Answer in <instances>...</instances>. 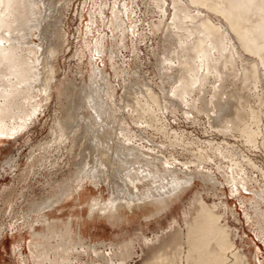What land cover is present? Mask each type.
Returning <instances> with one entry per match:
<instances>
[{
	"label": "bare ground",
	"instance_id": "6f19581e",
	"mask_svg": "<svg viewBox=\"0 0 264 264\" xmlns=\"http://www.w3.org/2000/svg\"><path fill=\"white\" fill-rule=\"evenodd\" d=\"M149 1L162 12L149 30L164 32L162 43H167L156 63L162 70L159 89L163 105L160 94L148 83L123 77L124 92L131 97L123 98L121 94L124 101L118 105L113 87L105 82L107 65L114 74H123L118 49L125 46L129 35L134 47L133 35L139 33L129 0H114L111 4L107 0L82 1V11L88 15L85 34H91L84 41L88 73L96 92L85 94L82 102L88 114L83 118L95 125L99 133L103 132L100 135L105 144L94 150L92 160L81 164L71 178L54 179L58 183L54 187L50 184V195L43 206L33 207L34 214L27 210L34 201H28L20 212V223L15 221V227H26L29 236V258L22 257L23 262L30 259L34 264H126L135 253L137 239L142 250L146 246L149 253L142 264H264L256 241L252 238L248 242V234L229 222L238 223L239 217L224 188L228 187L229 195L238 200L245 222L264 245V169L260 164L240 153L224 137L220 141L207 140L211 150H191L192 158L182 161L157 154L152 148L144 150L133 142V137L140 134L127 120L128 115L133 124L144 122L164 135L170 134V145L177 147L180 141L182 145L189 141L182 138V133L168 128L157 109L172 113L179 108L193 122L202 114L218 134L237 133L264 153V117L262 125H258L264 116V95L259 93V87L264 88V0H170L169 20L165 15L166 0ZM46 4L50 7L53 3L0 0V141L7 137L14 140L28 127L51 101L53 88L59 104L63 105L62 98H70L62 83L57 85L54 80L52 60L59 50L55 44L43 41L50 31L42 24ZM107 4L109 16L104 13ZM97 23L107 25L110 34L99 29L93 34L92 25ZM31 35H38L40 42L28 38ZM95 78L103 82L97 83ZM111 111L112 127L107 129L105 114ZM51 120V138L39 144L42 149L36 150L37 154L28 155L25 178L35 167L48 166L47 171L52 174L55 161L50 159L54 151L50 148L67 141L71 149L79 138L81 125L69 124L68 111L56 113ZM253 169H257L256 176ZM104 183L119 186V193L108 198L99 193L82 201L87 184L99 188ZM191 189L193 193L181 208L179 202ZM209 195L212 200L207 202L205 197ZM19 196L24 197V193ZM69 198L73 204L84 203L85 216L81 217L78 211L66 220L51 217L53 210ZM180 208L181 224L173 216L162 225V218L167 219L168 214ZM9 210L14 211L12 203ZM140 214L147 228L157 227L152 236L133 227L132 231L125 230L127 234H122L121 239L109 241L106 248L103 240L91 241L85 236L84 224L89 220L132 227L130 218ZM138 224L142 226L141 222Z\"/></svg>",
	"mask_w": 264,
	"mask_h": 264
},
{
	"label": "rangeland",
	"instance_id": "374dc122",
	"mask_svg": "<svg viewBox=\"0 0 264 264\" xmlns=\"http://www.w3.org/2000/svg\"><path fill=\"white\" fill-rule=\"evenodd\" d=\"M82 1L83 0H51L53 3L52 6L48 7L46 4L47 8L43 11L46 16H44L42 24L48 26L50 29L49 33L45 34L43 41L55 44L59 50L57 56L53 60L51 59L53 62L52 64H54L55 67L54 80L57 85L59 84V81L62 83V86L70 92V98L68 97L66 100L62 98L63 105L59 104V98L56 96L57 90L56 88H53L51 101L46 107H44V111L40 113L28 127L18 133V136L16 135L17 137L13 135L15 136L14 140L11 139V137H7V139H2L0 141V264H34L30 259L24 262L21 259L22 257L29 258V251L26 246V242L29 240L28 229L26 227H15L16 223L14 224V222L16 221L18 224L20 223V212H22L23 209H26L28 201H34L31 204L32 207L27 208L31 215L34 214L33 207L35 205L36 207L43 206L45 204L44 200L50 195V184H53L54 187V185L58 183L56 181L59 180L60 177L62 179H65L67 176L71 178L81 164L86 160H92V153L94 150H99L101 145L105 144L100 135L103 132L99 133L97 129H94L96 127L95 125L88 123L87 119L83 118V116H87L88 111L83 106L84 101L82 102V100H85L86 93H92L91 95H95L96 92L92 89L88 73V50L84 41L90 39L91 34H85V25L88 22V15L85 10L82 11ZM107 1L111 4L114 0ZM122 1L123 0H121V2ZM110 4L104 6V13L108 16L110 15V10L108 8ZM128 5L134 10L131 16L136 19L139 33L137 34L136 32L133 35L134 47L131 45V35H129L126 38L125 46L120 47V50L118 49L117 58L118 62L122 63V66H124L123 74H114L109 65H107V67H105L104 76L107 81L105 82L113 87L112 92L114 93V98L118 105H122L124 101L120 98L121 94L123 98L125 97L129 99L131 97L130 94L124 92L122 87L124 79H122V77L126 78V80L138 79L137 83L139 84L142 82L148 83L157 93L160 94L159 100L163 105L164 100L159 89V74H162V70L159 69L160 65L157 66L158 64L156 63L157 58L160 57L161 50L166 48L165 46L167 43H162V40L165 38L164 32L162 33L161 30H155L153 32L149 30L151 23L157 22L162 15V12L149 0H129ZM165 6H167L165 15H167V20H169L171 15L170 0H166ZM88 7H90V4ZM210 16L216 20H221L217 15L210 14ZM92 27L93 34H97L96 29H99V31L107 35L110 34L109 28L105 24L97 23L93 24ZM28 38L33 39L35 42H40L38 35H31ZM45 53L48 52L46 51ZM46 67L47 66H45V68ZM95 80L97 83L103 82L101 78H98V80L95 78ZM165 86L166 88H169L168 84H165ZM100 92L103 93V95L105 94L104 90H101ZM259 93L264 95V88L259 87ZM250 102L256 105L252 99ZM42 108L43 107H39L40 110ZM65 111L69 112L70 125H81L78 140L71 149H69L67 141L58 146H56L55 143L53 147L50 148V150H54L50 159H54L55 161L54 166L52 167V174L49 173V170L47 171L48 166L39 169L35 167L33 169L34 171H28V176L25 178V172L29 169L27 168L25 170L28 155L30 153L32 155L37 154L36 150L42 149L39 147V144L51 138L50 126L52 123V116L56 113H64ZM157 111L159 116L163 118L168 125V128L171 127L172 129H175L179 135L182 133V138L189 141V143H184L185 145H182L181 143L183 142L180 141L181 143L179 142L180 145L177 144V147L176 145H170L169 139H172L168 136L170 134L164 135L154 127L145 126L144 122L133 124L130 122V117L127 115L128 123L133 129L137 128V134H140L143 137L140 138V135L135 136L133 137V142L141 144V147L144 150L147 149V147L152 148L158 152L157 154L162 155L163 153L166 156H171L172 158L175 157L177 160L182 161L192 158L191 150H211V147L207 145V140L220 141L224 137V140L236 147L240 153L247 156L250 155V157L264 169V153L260 148H254L255 146L249 145V143L244 141V139L237 133H231L225 136L220 133L218 134L214 128H211L208 125L207 119L204 115H199L198 120L193 122L190 120V117L186 118L182 109L179 108L175 109L172 113L169 110L160 109L159 107ZM109 112L105 114V120L108 122L107 125L105 124L107 129L112 127L111 120L113 117L110 116H113V111H111V113ZM263 117L264 116H261V121L258 122V125H262ZM95 135L98 137H95ZM115 139H117V136L114 137V140ZM110 142L111 141L108 140V143ZM9 158L12 160V163L10 164L7 162ZM256 170L257 169H253V174L255 176L257 173ZM218 177L220 180H223L219 174ZM260 177L261 176L257 174V178L259 179ZM262 178H264V175ZM54 179L57 180L53 182ZM87 186L88 189L85 190L81 196L82 201L93 196H98L99 193L103 195L104 198L119 193V186H116L115 184L110 185L104 183L102 186H99V188L93 184H87ZM114 186H116L115 189H113ZM224 188L226 189L227 200L238 212L236 215L239 217L238 223L234 221L231 222L230 219L229 222L232 226H238L239 229L244 230V232L248 234L246 238L248 242L252 238L256 241L257 245L261 248L259 257L263 258L264 245L255 237L252 229L245 222L238 200L229 195L228 187L225 186ZM20 192L24 193V197L19 196ZM192 193L193 189L188 190L183 195L182 200L179 202L181 208L187 203V200ZM15 195L18 196L15 197ZM205 199L207 202H210L212 196L209 195L205 197ZM11 203L13 204L14 211L9 210V204ZM181 208L177 212L168 214L167 219L162 218V225H166L167 221L171 220L173 216L179 219V223L181 224V214H179ZM85 209L86 207H84L83 202H75L73 204L69 198V200L62 203V206L59 207V209L53 210L51 217L66 220L69 216L78 213V211L81 212V217H84ZM130 222L134 224H132V227L125 225L124 227L119 228L118 226H112L102 220H89L84 224L86 231L85 236L89 237V240L91 241L103 240V244H105L104 247L106 248L109 241H117L121 239L122 234H127L124 233L125 230L132 231L133 227H136L138 231L140 229L143 230L148 236H152V230L157 229V227L153 225H150L147 228L143 223L144 218L142 214L132 216ZM139 222L142 223L141 227L138 224ZM13 229H15V231H13ZM134 239H136V237H134ZM134 242L135 253L126 264H142L145 258L149 256L146 246H143L144 249L142 250V243L137 239ZM17 253H19V255H17ZM109 263L118 264V261Z\"/></svg>",
	"mask_w": 264,
	"mask_h": 264
}]
</instances>
